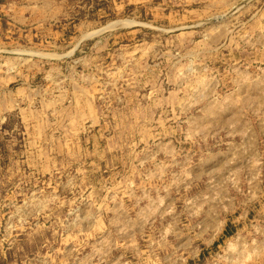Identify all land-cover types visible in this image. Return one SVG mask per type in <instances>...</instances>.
Listing matches in <instances>:
<instances>
[{
  "label": "rangeland",
  "instance_id": "obj_1",
  "mask_svg": "<svg viewBox=\"0 0 264 264\" xmlns=\"http://www.w3.org/2000/svg\"><path fill=\"white\" fill-rule=\"evenodd\" d=\"M0 264H264V0H0Z\"/></svg>",
  "mask_w": 264,
  "mask_h": 264
}]
</instances>
